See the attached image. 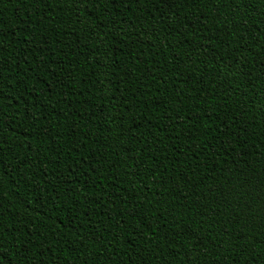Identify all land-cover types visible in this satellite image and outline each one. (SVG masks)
Segmentation results:
<instances>
[{
	"label": "trees",
	"instance_id": "trees-1",
	"mask_svg": "<svg viewBox=\"0 0 264 264\" xmlns=\"http://www.w3.org/2000/svg\"><path fill=\"white\" fill-rule=\"evenodd\" d=\"M0 264H264V0H0Z\"/></svg>",
	"mask_w": 264,
	"mask_h": 264
}]
</instances>
